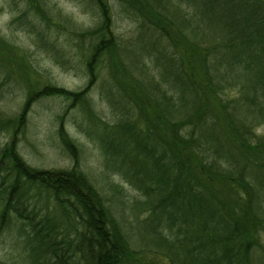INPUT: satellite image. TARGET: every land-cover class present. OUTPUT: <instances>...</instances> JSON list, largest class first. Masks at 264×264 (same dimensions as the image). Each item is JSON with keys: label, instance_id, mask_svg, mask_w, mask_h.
Masks as SVG:
<instances>
[{"label": "trees", "instance_id": "16d2710c", "mask_svg": "<svg viewBox=\"0 0 264 264\" xmlns=\"http://www.w3.org/2000/svg\"><path fill=\"white\" fill-rule=\"evenodd\" d=\"M178 1L184 6H179L180 20L176 22L192 23L203 41H197L193 33L194 39L174 33L178 29L167 16L170 0H115L124 11L136 15L142 27L174 49L170 59L176 72L169 74L170 88L158 83L156 93L131 77L126 88L117 90L118 99L110 92L109 103L119 112L113 127L117 141L108 138L111 125L99 118L90 119L106 133L107 139H100L104 150L112 151L120 165L129 164L128 174L136 187L154 200V209L164 216L168 234L161 232L163 241L177 251L181 264H257L256 251L262 249L264 253V138L230 125L226 145L221 137L191 127L208 117L213 119L212 127L223 112L217 86L210 77V70L216 66L209 68L211 54L218 48L230 55L223 54L226 69L243 65L250 72L255 86L247 99L264 117V16L255 14L257 9L250 0ZM93 3L101 23L81 35L88 38L83 56L86 86L78 93L53 86L30 87L21 111L13 119L0 120L3 129L12 134L10 142L0 148V166L7 163L14 175V182L5 191L0 184L4 206L1 221L4 223L13 212L27 225L31 255L40 264H121L133 258L120 227L79 170L76 159L70 170L39 171L28 167L16 152L19 134L36 100L59 97L75 107L97 83L100 68L108 65L112 71L114 67L126 71L119 58L120 44L112 28L109 1ZM250 18L255 21L245 32ZM218 20L226 36L221 46L210 49L208 24H218ZM8 46L1 43L0 48L8 50ZM248 88L243 86V90ZM189 103L192 114L174 118L177 108ZM58 135L65 149L75 156V146L61 127ZM222 155L224 158L218 160ZM20 179L47 194L54 211L73 226L75 240H63L57 226L36 221L35 214L25 212L30 205L18 194Z\"/></svg>", "mask_w": 264, "mask_h": 264}, {"label": "rangeland", "instance_id": "374dc122", "mask_svg": "<svg viewBox=\"0 0 264 264\" xmlns=\"http://www.w3.org/2000/svg\"><path fill=\"white\" fill-rule=\"evenodd\" d=\"M108 1L112 28L120 44L119 58L126 71L116 67L112 71L108 65L100 68L97 83L87 92L84 102L75 107H69L70 102L59 97L36 100L28 112L24 130L19 134L16 152L28 167L39 171L70 170L76 159L79 170L103 198L110 216L133 252V258L125 259L121 264H181L182 258L177 251L169 249L163 241L161 232L168 234L164 228V216L154 209V200L136 187L128 174L129 164L120 165L112 151L104 150L100 139L106 133L100 129V124L90 119L99 118L103 124L111 125L108 138L117 141L119 137L113 127L119 112L109 103L110 92L118 99L117 90L126 88L130 77L155 93L159 84L170 88L169 74L176 72L170 59L174 49L142 27L136 15L124 11L115 0ZM250 1L254 10L257 9L255 14L264 16V0ZM170 2L167 16L178 29L174 33H183L194 39L193 33L197 41H203L192 23L181 25L180 21L176 22V19L180 20L177 10L184 5L178 0ZM253 21L252 18L248 20L245 32L250 30ZM100 23V13L93 0H0V46L1 43L9 45L8 50L0 48V120L13 119L21 111L30 87L53 86L80 92L87 84L83 56L88 45V38L81 35L92 32ZM217 23L208 24L210 49L221 46L220 42L226 36L222 23L219 20ZM223 54L230 56L218 48L212 52L209 61V68L216 66L215 70H210V77L217 86L223 112L212 127L213 119L208 117L200 124L195 123L191 129L219 136L226 145L230 125L264 138V117L255 110V103L247 99L255 86L250 72H246L243 65L226 69L228 64ZM243 86L249 88L243 90ZM119 99L122 100V96ZM215 103L216 99L212 100L214 109ZM192 112L190 103L179 106L174 118L189 116ZM60 127L75 146V156L62 144L58 135ZM11 136V131H5L0 125V148L10 142ZM223 158L222 155L218 160ZM9 172L8 164L4 162L0 166V184H3L4 191L14 182V175ZM1 193L0 264H40L31 255L27 225L13 212L2 223ZM18 194L29 203L30 208L25 212L35 214L36 221L49 222L50 227L57 226L63 240H75L73 226L54 211L43 190L20 179ZM261 251L258 249L255 254L257 264H264Z\"/></svg>", "mask_w": 264, "mask_h": 264}]
</instances>
